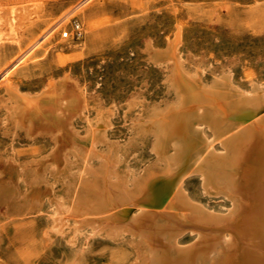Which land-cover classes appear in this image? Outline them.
Instances as JSON below:
<instances>
[{"label":"bare ground","instance_id":"obj_1","mask_svg":"<svg viewBox=\"0 0 264 264\" xmlns=\"http://www.w3.org/2000/svg\"><path fill=\"white\" fill-rule=\"evenodd\" d=\"M171 1L173 0H157V3ZM87 2L88 0H84L74 6L72 4V7L68 8L66 14L60 15L62 17L53 25L51 24L52 26L49 28L47 26L48 29L46 28L45 32L38 39L35 38L36 40L32 41L33 43L26 48H23L18 36L19 25H23L22 21H20L22 16L18 11V7L11 4L9 10L5 12L3 7L0 6V45L5 39L13 37L15 38V46L17 47V53L11 61L7 64L4 62L0 67V82L40 43L48 38L66 17L68 18L69 13L77 11L80 6L85 5ZM255 10L256 7H250L246 13L248 19L246 22H240L236 15L232 17L231 27L239 29L246 23L250 24V20L256 14L254 13ZM94 12L91 11L90 18H92ZM179 33V31L176 32V35L172 39H169L165 46L158 45L153 46V48L151 47L152 58L155 61H166L174 64L171 74L168 71L167 77L169 74V86L173 87L176 92L175 100L168 101V97H165V100L168 102L164 101L163 104L151 106L152 108L147 107L148 109L144 110L148 111L151 108L147 114H144V110L140 109L144 113H141V111L139 112L140 114L137 113L138 119L136 120V124L139 128V136L138 134L133 136L135 134L132 133L134 138L132 148L138 144L137 142H140V136L150 138L151 141H147L144 138L143 140L150 142L152 151L158 153L157 158L156 156L152 158L153 155L150 157L151 159H156L159 163L163 162L160 166L151 165L145 168L143 166L141 167L143 169L139 168L140 170L138 169V171L131 167V169L127 170L128 164L123 167L125 163H121L124 160V152H122L123 158L120 157L122 154L119 149L122 146L118 149L117 144L114 143V145L112 144L113 141H109V145H106L105 142V146L107 147H99L100 142L105 139L104 129L110 123L109 116L111 115L106 114L108 113V109L106 111V108L103 106L106 113H100L103 109L100 107L99 115L97 117L92 116L93 114L91 115L90 111L93 108L89 111V98L91 97L86 92L88 90H82L81 88L83 87L80 88L76 85L77 83H69L63 76H61L62 79L58 77V81H52L48 87L35 93L22 91L16 84H6L8 86H5L6 90L4 91L7 94L6 96L4 95L5 99L3 100H5L4 104L7 106V117L12 118L17 130L20 127L21 129L25 128L30 137L34 131L37 133L39 130L42 132L46 130L53 133L55 139L59 142V144L53 145L51 150L49 149V153H44L46 155L45 159L49 162V167H46L42 172L54 171L56 173L61 167H72L73 165L71 166L69 162H72V164H77L81 161V163H85L84 169L82 168L83 165H81L82 175L80 176L81 178L73 200L70 198L72 200L70 201L67 197L69 199V202H67V199H63L66 196V192L64 196L62 195L63 198L57 199L55 204L50 202L47 207L50 230L56 235L60 234L65 237V240L72 248L77 249L81 245L84 247V244L91 241L92 238L101 236L103 238H110V240L113 239L114 242L121 240L126 242L130 240L138 244L140 247L135 248V250L138 249L140 251L136 255L135 260L129 262L132 264H264V84L261 83L262 80L259 83H255L254 81V84L250 88H244L232 82L231 77H226L230 73L226 74L225 72V77L221 76L223 75L222 71L219 77H215L213 80L210 79V81L212 80L211 82L203 81V78L200 77L202 74L194 73V68L193 72H190L182 66V63H187V61H181V53L179 54V50L177 49V45H179ZM188 59L190 58L186 60ZM192 59L191 57V61ZM196 59L199 61L198 58ZM202 62L201 67L203 65ZM186 63L185 66L187 65ZM192 66L194 67V65ZM164 78L166 79V77ZM207 78L209 79L210 77L208 76ZM251 78L253 79L254 77ZM241 85H244L243 82ZM167 91L174 92L172 89H167ZM3 94L4 92H2V96ZM172 95L170 98L174 96ZM138 96L140 95L138 94ZM136 98H133L134 102ZM153 101V104H156L155 100ZM145 102L147 101L145 100ZM97 103L101 104V102ZM134 104L133 108H135ZM144 105L150 106V103ZM143 106L139 107L138 105L137 108L143 109ZM111 107L110 110H112ZM128 111L132 113L133 109ZM135 113L133 117L136 115ZM81 116L86 121L85 124L87 126L84 134L79 132L76 124L74 125L75 119ZM4 122L6 123V121ZM128 124L126 128H128ZM78 125L81 126L80 124ZM102 126H105V128L103 129ZM11 128L12 126L9 127V129ZM17 130L16 132L19 133ZM208 130H210V134L207 133ZM4 131L1 132L0 130L1 133H4ZM133 131H130V133ZM24 132H21L23 133L22 135L25 134ZM10 133L8 135L12 134ZM130 133L129 135H131ZM5 134L7 135V133ZM137 136L139 139L138 141L136 139V142L135 138ZM25 137L28 136L25 135ZM34 137H36L35 134ZM130 137L129 141H126L127 144L130 142ZM123 143L125 145V142ZM216 143H219L220 146H216ZM101 144L103 145V142ZM129 144L132 145L131 143ZM147 145H145V148ZM140 146H143V142ZM123 147L125 148L124 151L127 152L126 147ZM4 149L6 150V148ZM130 149H128V152ZM3 153L5 154L6 152L3 151ZM10 153L12 155V152ZM44 154L43 156L45 157ZM7 155L8 153L6 157ZM120 158H122L121 162ZM94 159L99 161V163L96 162L98 165H94L93 162V164L91 163ZM23 162L25 163V161ZM123 162L128 163L126 160ZM120 163L123 165L122 170L124 168L126 170L121 171V168H119ZM76 164H74V168L77 166ZM79 165L78 167H80ZM20 167L22 168L23 166ZM78 169V171L81 170L80 168ZM29 170L35 174L37 167L30 166ZM64 171L66 172V170ZM72 171L70 169L71 173ZM78 171L76 172L80 175ZM26 172L28 173V171ZM64 174H61V176H64ZM193 174L200 176L204 193H207L209 196L218 197L213 206L207 204L208 200L206 203H203L189 195L187 187L184 184L188 177L191 175L193 177ZM17 175L20 176V173ZM25 176L28 178L27 175ZM50 176L53 175L50 174ZM70 176L66 175L64 177L67 179ZM53 177L55 178L56 176ZM74 177L76 178V176ZM71 181L70 183L73 184ZM25 182L22 181L23 184ZM40 182L42 183V181ZM188 182L189 184L191 183L190 181ZM38 183L36 184L38 185ZM10 184L8 185L10 186ZM55 184L57 185V182ZM7 186L4 185V188H1L2 191L5 188L7 189ZM9 189L5 190L3 194L4 196L6 195V199H9L10 203H13V195L15 194H13L12 187ZM20 190L22 191V189ZM52 192L54 193V191ZM0 194L3 195L2 193ZM44 198H47V195ZM52 198L54 200V196ZM23 210L25 209L23 208ZM38 214L40 215L41 212ZM5 215L7 214L5 213ZM186 233L190 237L183 240L182 237ZM126 244L128 245V241ZM0 264H4L1 259Z\"/></svg>","mask_w":264,"mask_h":264},{"label":"rangeland","instance_id":"obj_2","mask_svg":"<svg viewBox=\"0 0 264 264\" xmlns=\"http://www.w3.org/2000/svg\"><path fill=\"white\" fill-rule=\"evenodd\" d=\"M83 1L84 0H0V6L3 7L5 12L9 10L11 4L18 7V11L22 16L20 21L23 23V25H19L18 36L22 42L23 48H26L33 43L32 41L38 39L43 32H45L47 26L49 28L64 14H66L68 8L72 7V4L74 6ZM210 1L211 0H173L171 2L157 3V0H88V2L85 5L80 6L77 11L75 10L74 12L69 13L68 18L66 17L61 25L48 38L40 43L8 74L2 82H0V97H3L1 98L2 100L0 99V121H3L0 122V130L3 132L7 129L4 131L7 135L0 132V193L3 194L5 190L12 187L13 194H15L13 195L14 204L10 203L9 199H6V195L4 196V194H0V259L4 264H132L129 262H133L136 255L140 251L138 249L135 250V248L140 246L130 240H127V245L126 240V242L121 240L115 241L117 242L115 243L113 239H111L113 240V242H111L110 238H103L101 236L92 238L91 241L86 243L89 245L84 244V247L81 245L78 246L77 249H74L71 245H69V243H67L65 237L60 234L56 235L52 233L48 225V204H50V202L55 204L56 200L60 197L63 198L62 195L64 196L66 192L69 194L66 193V196H64L63 199H67V202H69L70 198L73 200L76 195V189L78 187L79 180L81 178L80 176L82 175V168L84 169L85 163H81L82 161L77 164L69 162V164L71 163V166L73 165L72 167H61L62 169L60 168L56 173H54V171H49L47 173L42 172L46 167H49V162L45 159L46 155L44 153H49V149L51 150V147L59 144V142L55 139L53 133H50L49 131L47 132L46 130H43V132L39 130L37 133L36 131L32 132L31 137L33 138L30 137V134L25 128L21 129L20 127L19 130H17L12 118L7 117V106L4 104L5 100H3L7 94L4 91L6 90V87L9 84H16V86H18L22 91L35 93L48 87L52 81H58V77L62 79L61 76L66 78L69 83H77V86L80 88L83 87L81 88L82 90L89 91L86 92L89 97H91L89 98V111L93 108L90 111V114H93L92 116L97 117L101 108L103 109L100 113H106L108 109V113L106 114L111 115L109 116L110 123L108 124L109 126H106V129H104L105 126H102L105 130V139L102 141L103 145L101 144L102 142H100L101 145L99 144V147H107L105 146V142L106 145H109V141H113L112 144H117L118 147H116L118 149L122 146L123 150H121L122 148L119 149L122 154L120 157L123 158L122 152H124L123 161L126 160L128 163L123 161L121 162L122 158H120V162L125 163L123 164L124 166L120 163L119 168H121V171H124L125 168L123 170L122 168L127 164V170L132 167V169H136V171H138L139 168L143 169L151 165L160 166L163 162L159 163L156 159H151L150 157L153 155L152 158L154 156L157 158L158 153L156 151H152L153 149L150 142L143 140L144 138L147 141H151L150 138L140 136L139 139V128L136 124V120L138 119L137 113L141 110H144L147 107L163 104L164 101L167 100H175L176 92L173 87L169 86V74H171L174 64L166 61H155L152 58L151 47L153 48V46L158 45L165 46L167 41L172 39L176 35V32L179 31L178 44L180 46L177 45V49L179 50V54H182H180L182 57L181 61H187V63L183 61L184 64L182 63V66L187 68L190 72L194 71V73L197 72L196 74H202L200 77L203 78V81L209 82L210 79L213 80V78L219 77L222 71L223 75L221 76L225 77L227 73H230L228 76L226 75V77H231L230 79L232 82L244 88H250V86L254 84V81L255 83H259L262 80L261 83L264 84V0ZM250 7H256L257 10L254 11L256 14L250 20L251 23H246L239 29L231 27L232 17L235 15L240 22H246L248 20L246 13L249 11ZM91 11H95L92 18L89 17ZM60 15L62 16L60 17ZM74 19H78L81 22V32H76L74 29ZM65 30H68V34L66 35L63 33ZM14 39L15 38L13 37L7 38V40L5 39L0 45V67L4 64V62L7 64L11 61L17 53V47L15 46L16 43ZM148 41L150 42L148 43ZM191 57L194 62L191 61ZM187 58L190 59L186 60ZM196 58H198L199 61ZM196 61L198 62L196 63ZM201 61H203V68L201 67ZM185 63L187 64L186 66ZM166 64L168 65L166 66ZM188 65L191 67L189 66L188 68ZM192 65H194V67ZM162 67L166 69H163ZM211 67L213 70H211ZM214 70L218 72L220 71V73L216 72V74ZM168 71L169 74L167 77ZM225 72L226 74L224 75ZM165 73L166 75H164ZM208 76L210 77L209 79L207 78ZM164 77H166V79ZM251 77L254 78L252 79ZM242 82L244 85H241ZM245 83L251 84L248 85ZM165 85L166 87H164ZM164 89L166 90L164 91ZM167 89H172L175 93L172 91L168 92ZM2 92H4L3 96ZM169 93L174 96L172 95L173 97L170 98L171 94ZM138 94L140 96H138ZM137 96L138 98L140 97V99L136 98ZM165 97H168L169 99L167 98V100H165ZM130 98H136L138 100L135 99L134 102V99L132 100ZM128 99L129 101H127ZM142 99L144 100V103ZM161 99L163 101H156ZM145 100L147 102H145ZM153 100H155L156 104H153ZM96 101L101 102V104L104 105H101ZM132 103H136L134 104L137 109L136 111L135 108H133ZM149 103L150 106L144 105ZM118 104L121 105L118 106ZM137 104L139 107L144 105L143 109L137 108ZM103 106L106 108V111H104L105 109ZM110 107L112 110H110ZM151 108H149V110ZM132 109V113L128 111ZM148 111L144 110L145 113L143 111H141V113L147 114ZM96 112L97 114L94 115ZM133 112L136 114V117L134 116L135 119L133 117ZM115 114L116 116H114ZM7 118L9 119L8 122ZM81 119H83L82 116L76 118L74 125L76 124L79 132L84 134L86 132L84 130H87V126L85 124L86 121ZM4 121H6V123ZM127 124L129 125L128 128H126ZM10 126H12L11 129H9ZM4 127L6 128L4 129ZM129 127L130 131L136 130L130 133ZM16 130L19 131V133L16 132ZM13 131L17 137L14 136ZM22 131L25 133L24 135H22ZM126 132H129L131 135ZM9 133L11 135H8ZM207 133L210 134V130H208ZM34 134L36 137H34ZM136 134H138V136L135 138V141L136 139L137 141L139 139L140 142L136 141L138 144H134H137L138 146L134 145L132 148V141L134 140L133 136H136ZM25 135L28 137H25ZM129 136H131L130 142L127 144L126 141H129ZM112 138L114 139L112 140ZM117 138H122V143L120 139L117 141ZM141 141L143 142V146H140L142 145ZM123 142H125V145ZM145 145H147L146 148ZM123 146L126 147L127 152L124 151L125 148ZM216 146H220V144L216 143ZM4 148H6V150ZM127 148H131L129 152ZM3 151L6 153L4 154ZM10 152H12V155ZM7 153L8 155L6 157ZM42 156L43 158H41ZM36 157H39L40 159H36ZM23 161H25V163ZM92 162L94 165H98L97 163H99L96 159L91 161V163ZM74 164L77 165L75 168ZM78 165L80 167H78ZM81 165H83L82 168ZM17 166L23 167H20V169ZM30 166L37 167V172L35 174L29 170ZM78 168L81 170L78 171ZM70 169L71 171L75 169V172L72 171L71 173ZM64 170H66L67 173ZM26 171H28V173ZM76 171H78L80 175ZM17 172L20 173V176L17 175ZM63 172L67 176L71 175L72 177L70 176L71 178L68 177L66 179V175ZM75 173L76 175H74ZM48 174L49 176H47ZM50 174L56 177L54 178L53 176H50ZM61 174H64L65 177L63 175L61 176ZM24 175H27L28 178H26V176L24 177ZM74 176H76V178ZM199 177L200 176L198 174H193V177L191 175L185 181V184L188 185L184 184V186L187 187L185 188L187 189L189 195L194 199L203 203H206L208 200L207 204L213 206L218 197L209 196L207 193H204L205 191L202 180ZM70 179L74 180L71 181ZM51 180L54 181L51 182ZM22 181H26V184H23ZM40 181H42V183ZM70 181L74 185L71 184ZM187 181H190L192 185L191 183L189 184V182L187 183ZM55 182H57V185ZM36 183H38V185ZM8 184H10V186ZM4 185L8 186L7 189L5 188L2 191ZM20 189H22V191ZM58 189H61L62 192ZM52 191H54V193ZM55 193L56 195H54ZM45 195H47V198H44ZM52 195L54 196V200ZM72 200L70 199V201ZM17 207H19V209H17ZM23 208L25 210H23ZM30 208L31 210H29ZM39 210L41 212L40 215L38 214L40 213ZM5 213L10 216L5 215ZM189 237L190 235L186 233L182 239L186 240L189 239ZM63 253L65 254L63 255Z\"/></svg>","mask_w":264,"mask_h":264},{"label":"built area","instance_id":"obj_3","mask_svg":"<svg viewBox=\"0 0 264 264\" xmlns=\"http://www.w3.org/2000/svg\"><path fill=\"white\" fill-rule=\"evenodd\" d=\"M73 26L76 32H81V29H82L81 22L78 19L73 20ZM63 33L64 35L68 34V30H65Z\"/></svg>","mask_w":264,"mask_h":264}]
</instances>
